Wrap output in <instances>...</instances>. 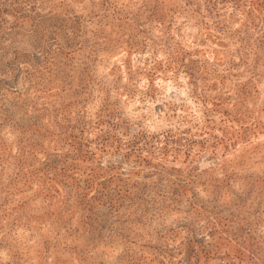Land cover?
<instances>
[{
	"label": "clouds",
	"instance_id": "clouds-1",
	"mask_svg": "<svg viewBox=\"0 0 264 264\" xmlns=\"http://www.w3.org/2000/svg\"><path fill=\"white\" fill-rule=\"evenodd\" d=\"M0 264H264V0H0Z\"/></svg>",
	"mask_w": 264,
	"mask_h": 264
}]
</instances>
